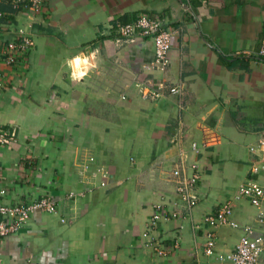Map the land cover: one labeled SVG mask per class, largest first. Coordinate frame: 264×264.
Returning <instances> with one entry per match:
<instances>
[{"label":"crops","instance_id":"crops-1","mask_svg":"<svg viewBox=\"0 0 264 264\" xmlns=\"http://www.w3.org/2000/svg\"><path fill=\"white\" fill-rule=\"evenodd\" d=\"M138 14L171 32L164 71L150 64V39L117 42L109 28ZM2 23L33 40L0 90V132L15 133L0 146L2 200L47 195L55 206L0 239V264H211L201 218L226 200L216 252L258 228L255 209L233 196L248 176L264 183L250 172L264 157V0H44ZM159 84L158 98L141 96ZM180 150L198 173L188 214L170 174Z\"/></svg>","mask_w":264,"mask_h":264},{"label":"built area","instance_id":"built-area-1","mask_svg":"<svg viewBox=\"0 0 264 264\" xmlns=\"http://www.w3.org/2000/svg\"><path fill=\"white\" fill-rule=\"evenodd\" d=\"M0 4H8L17 9V12H28L34 15L41 12L44 0H0ZM4 24L0 21V90L5 88V70H9L15 63L24 60L33 47V40L27 31L21 28L8 29ZM109 28L115 30L117 34L115 40L117 42L120 40L130 42L137 38L150 39L153 53L151 66L159 71H164L167 68L171 32L161 23L159 18L138 14L129 22H116L114 25H110ZM258 55L264 57V34L261 38ZM163 87L161 84L156 85L154 88L142 93L141 96L158 98L160 96L159 90ZM167 90L171 94H177L180 91V86L173 84L168 86ZM14 139L15 133L13 131L0 132V146L10 145ZM174 140L176 142L177 137ZM256 148H264V135L259 137ZM254 149L249 148L250 151ZM197 150L198 144L193 141L190 142L189 151L194 153ZM188 155L182 150L178 151L174 166L170 170L171 176L176 181L175 193L177 199L183 203L186 214L190 213L196 203L195 180L198 178L196 163L195 161L187 162ZM92 161V157H87V162ZM87 162L82 165L84 170L88 169ZM187 169H190V175L186 174ZM250 172L264 177V157L254 162ZM4 194L5 188L2 185V174L0 172V239L15 233L27 221L32 211L51 212L54 210V201L47 195L26 201L6 203L2 200ZM233 197L235 200H246L255 209L254 219L258 228L246 226L244 233L239 237L233 249L225 253L216 252L214 250L213 229L221 224H229L227 216L230 214L232 206V201H223L214 211L206 213L201 218L202 222H205L209 227L204 231L202 252L204 255L212 257L211 264H256L260 253L264 251V183L248 176L237 185ZM170 214L172 216L176 215L174 212ZM161 215L162 213L157 207L149 219L148 227L153 228ZM196 227V225H192L193 232Z\"/></svg>","mask_w":264,"mask_h":264},{"label":"trees","instance_id":"trees-1","mask_svg":"<svg viewBox=\"0 0 264 264\" xmlns=\"http://www.w3.org/2000/svg\"><path fill=\"white\" fill-rule=\"evenodd\" d=\"M1 10H2V11H1ZM4 11H8V14L6 15L7 17L4 18V19L0 17V21H1V22H3V21H8V20L11 18L12 14L15 13V12H17L18 10L12 8V7H11L10 5H8V4H5L4 7H1V6H0V12H1V14H3L2 12H4Z\"/></svg>","mask_w":264,"mask_h":264}]
</instances>
